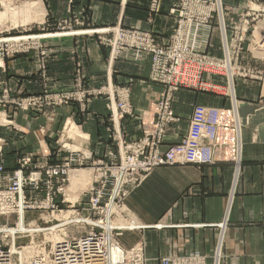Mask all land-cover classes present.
I'll use <instances>...</instances> for the list:
<instances>
[{
	"label": "crops",
	"instance_id": "crops-1",
	"mask_svg": "<svg viewBox=\"0 0 264 264\" xmlns=\"http://www.w3.org/2000/svg\"><path fill=\"white\" fill-rule=\"evenodd\" d=\"M19 1L14 19L19 26L13 28L29 26L34 34L51 33L43 38L51 53L44 75L37 71L33 52L7 58L0 67V91L7 87L13 94H39L44 85L51 90H71L77 80L86 89L126 86L134 111L116 121L113 109L117 99L93 94L83 106L72 103L50 113L6 112L12 121L11 125L0 124V136L6 139V168H17L21 155L39 162H54L59 155L65 160L68 155L58 153L56 136L69 119L82 137L79 142L71 141L89 146L94 161L110 162L117 155L119 138L133 141L143 136V121L151 118L163 87L150 81L149 60L123 56L111 60L110 47L90 31L114 26L139 28L152 32L159 42L167 40L176 26V18L170 13L176 0H162L159 12L151 11L152 0ZM222 1L235 8L227 15L229 23L242 22L236 7L247 0ZM252 3L264 7V0ZM25 6L29 9L26 18L22 12ZM4 23H0V31ZM58 23L66 27L61 35H53ZM213 44L210 51L219 55L217 29ZM240 63L264 75V58L247 53ZM207 78L225 83L217 76ZM233 92L243 142L238 169L233 160L160 166L126 197L128 218L141 227L124 229L121 242L125 246L143 243L147 264H161L160 259L166 256L189 254L205 256L207 264H216L219 239L223 241L222 256L217 264H264V78L240 76ZM200 107L225 110L233 103L227 93L217 90L181 88L174 94L172 108L177 121L167 131L165 147L184 139Z\"/></svg>",
	"mask_w": 264,
	"mask_h": 264
},
{
	"label": "built area",
	"instance_id": "built-area-1",
	"mask_svg": "<svg viewBox=\"0 0 264 264\" xmlns=\"http://www.w3.org/2000/svg\"><path fill=\"white\" fill-rule=\"evenodd\" d=\"M253 1L247 0L244 4H247L248 8L244 5L236 7L242 22L228 24L226 15L235 8L228 7L222 0H176L170 9V13L176 18V26L170 37L161 42L152 32L139 28L114 26L92 30L91 33L97 34L102 44L110 47L111 60L120 56L134 61L149 60V79L163 87L161 96L153 106L151 118L143 121V136L133 142L119 140V158L115 155L107 163L94 161L91 151L83 152L82 155L70 154L65 161L56 164L35 161L32 156L26 155L17 160L16 169L7 170L4 140L0 138V264H16L17 255L32 244L21 242L25 237L19 235L16 240L17 249L11 251L14 237L6 229L11 230L10 227L16 226L10 223L13 216H18L21 211L43 210L48 213H61L66 210L62 204L70 203L64 193L68 187L71 166H93L96 163L105 165V176L100 182L96 179L89 191L92 208L96 210H102L99 190L106 187L111 190L106 207L112 204L121 206L130 192L160 166L233 160L238 164L236 168H239L238 146L242 145L241 128L235 125V101L232 96L230 97L234 104L231 109L198 108L181 143L164 147V142L169 127L177 121L172 102L175 92L181 88L209 90L214 85L207 78L210 76L226 79L227 87H231V82L235 83V79L240 76L262 78L260 71L240 63L242 47L247 39L246 31L251 21L259 24L258 17L260 12L264 11L249 8ZM161 2L162 0H152L151 11L159 12ZM216 29L222 48L220 56L210 51ZM37 35L0 37V67L4 66L9 56L34 51L37 71L44 75L51 51L43 44V38ZM225 85L219 87L224 88ZM74 86L73 90L54 91L47 88L42 96H17L18 98L12 97L4 87L0 91V107L10 105L18 110L47 113L73 100L84 104L89 95L106 94L117 99L120 117L132 113L127 87L108 84L102 88L87 90L81 80ZM113 116L116 118L114 112ZM42 192H45L43 196ZM58 195H63L64 198L58 201ZM78 204L73 212L79 215L81 210L80 203ZM95 227L101 226L95 224L93 228ZM120 231L118 229V232L111 233L95 232L93 229L85 234H67L55 245L41 241L40 246L44 251L36 254L30 264H104L107 258H110V264H147L142 243L130 248L124 247L119 241L122 234ZM223 231L221 226V236ZM222 243L223 241L218 243L216 264L222 256ZM113 247L117 251L114 257L111 252ZM160 263L207 264V257L199 254L172 255L163 257Z\"/></svg>",
	"mask_w": 264,
	"mask_h": 264
},
{
	"label": "rangeland",
	"instance_id": "rangeland-1",
	"mask_svg": "<svg viewBox=\"0 0 264 264\" xmlns=\"http://www.w3.org/2000/svg\"><path fill=\"white\" fill-rule=\"evenodd\" d=\"M20 4H21V1H19V0H3V2L0 1V23L5 22L4 23L5 28L0 31V37L7 38V37L22 36V35L24 36V35L34 34L31 31H29V29H28L29 26L28 27L24 26V27L13 28L14 25L15 26H19V24H17L14 19H15L16 15L18 16V14H16V13L19 10V5ZM244 6L248 8L247 4L244 5ZM231 7H233V6H231ZM250 7L251 8H256L258 10L259 9L264 10L263 6H260V5L258 6V4H256V3H253V4L249 5V8ZM22 12L27 14V15L24 16L25 18L29 15L28 14L29 13V9L26 6H25V9L22 10ZM260 13H261V15H259V17H258L259 24H256V21H251V24L249 25V29L246 31L247 39H246V41L244 43V46L242 47V49H243L242 52L243 53L241 54V56L245 55L247 53H250L251 55L258 56L259 58H264V11H261ZM38 15H40V14H38ZM227 15H226V19H227V23L229 24ZM65 27H66V24L58 23L54 27L53 35H61L63 33ZM90 32H92V31H90ZM50 34L51 33H49V35ZM49 35H47V34H44V35L43 34H38L37 36L40 37V38H44V37H47ZM219 41H220V37H219ZM214 47H215V44H213V48ZM218 51L220 52V54H219V56H220L222 54V48L219 47ZM29 52H33L34 56L36 55L34 51H29ZM23 54H26V53H23ZM18 55H21V54H18ZM14 56H16V55H14ZM14 56H9L7 58L14 57ZM241 56H240V59H241ZM4 65H5V63H4ZM243 66H245V65H243ZM263 76L264 75H262V78H264ZM217 77H219V76H217ZM221 78L222 77H220V80H221ZM77 81H76L75 84H77ZM223 82H225V83H217V82L212 81V83L214 85L211 88H209V90H217L219 92H222L223 94L227 93V95L229 97L232 96V94L234 96L235 92L231 93V91H232V86H233V88H235V83L231 82V85H230L231 87H227L225 85L226 84V79H223ZM235 82H236V79H235ZM222 85H225V86H223L224 88L219 87V86H222ZM45 86L46 85H44V90L41 93H39V94H30V95H38V96L44 95L45 90H47V88ZM104 86H106V85H102L101 87L99 86L98 88H102ZM117 86H119V85H117ZM74 87H73V89H74ZM121 87H126V86H121ZM98 88H95V89H98ZM73 89H71V90H73ZM84 89H86V88H84ZM93 89H90V90H93ZM9 92L12 94V97H15V98L17 96L18 97H20V96H22V97L23 96H30V95L13 94L10 90H9ZM89 96H91V95H89ZM129 97H131V96H129ZM230 99H231V97H230ZM231 102L234 104V101H232V99H231ZM72 103L73 104L77 103L80 106H83V103L81 101L79 102V101H76V100H73V102H71V103H69L67 105H71ZM67 105H62V106H67ZM62 106H58L54 110H56V109H58V108H60ZM172 106H173V102H172ZM215 108H217V107H215ZM113 110H114V114H116L115 120L117 121L121 117H120V113H119V110H118V107H117L116 103H115V106H114ZM2 111L4 113H2ZM17 111L18 112L19 111L28 112L30 114L31 113H34V114H45L44 111L43 112H36V111H31V110H21V109L18 110L16 108H14V106H10L9 105V106H6V107H0V124H2V125H11L12 124L11 118H9L7 114L9 112H10V114H14V112H17ZM133 111H134V109H132V113H133ZM6 112H8V113H6ZM47 113H50V112H47ZM235 125L237 126V128H239V127L241 128V123H240L239 117H237V113L235 114ZM72 128H77V127H76V124L71 119H69L64 124V128H61L60 131L58 132V135L56 136V142H57V146H58V149H59L58 153L59 154L62 153L64 156L68 155V157H69L70 154H73V153L74 154L79 153V154L82 155L83 152H85V153L90 152V150L88 149L89 146H86V144L84 142L79 144V145H77L78 143L72 142L73 140L72 141H62L63 143L61 142V138L63 136H65L66 130L67 129L70 130ZM240 136H241V134H240ZM0 138H2L4 140V152H5L6 139L1 137V136H0ZM140 138H138V139H140ZM138 139H135L133 141H136ZM119 140L121 142L124 141V139H122V138H119ZM133 141H128V142H133ZM181 142H176V143L178 144V143H181ZM235 143H236V141H235ZM74 144L77 145L78 147L77 148L73 147ZM241 144H242L241 147H240V145L238 146V150L240 148L239 153H242V147H243L242 137H241ZM65 145H67V146H65ZM116 147H117V149H116L117 153L116 154H117V157L119 158V151H120L119 143H116ZM231 150L232 149H230V151ZM47 153L49 154V151ZM24 156H26V155H21L19 158L24 157ZM59 158L60 159H55L54 162H50V163L56 164V163L63 162V161H65L67 159L66 158L65 160L62 161L61 160V155H59ZM92 159H93V154H92ZM96 161L98 162V160H96ZM238 161H240V160L238 159ZM87 162L89 163V160H87ZM93 166H91V165H82V166H78V167L71 166V171L70 172H73L72 170H83V171L88 172V177L86 179L85 184L83 183L84 187L82 188V190H80L81 188H79V190L77 191V192H79V194H78L76 200L75 201H71V200H69L70 192L73 191V189H74V191H76L78 189V187H77L78 185L74 186L73 181H71L72 177H71V173H70V179H69V182L67 184L68 187L66 189L67 192L65 190L64 197L71 204L70 203H63L62 204L65 207V209H66V210H64V212H61V213L56 212L54 214H49L48 212L43 211V210H30V211L27 212V214H26V222H27V224H29V227H31V228L29 230H26V232L27 231H30V232L21 233V235H24V237H25L24 239H21V242H24V243L26 242V244H31V243L32 244L29 245L28 247H25V249L27 251V253H26L27 257H25V258L27 259V261H26V259L24 260V259L20 258L19 254H18L17 255L16 264H30V262L32 261V258L36 254H39V253L44 251L42 249V246H40V242L41 241H46V242H49V243L55 245L56 243H58V241H60L63 238L62 236H66L67 234H82V233L85 234V232L89 233L93 229L95 230V232L108 231L110 233L111 232H118V229H120L121 230L120 232H122V234H123L124 229H130L131 230V229H136V228H140L141 227V225L139 223H137L135 221V219H131V218L129 219L128 218V213H127L126 207H125V200L126 199L123 201V204L121 206H117V205L112 204V205H108L106 207V204L109 203V198H110V194H111V190H110L109 187H106L105 189L99 190L100 193H101V197H102L101 204H100L101 207H102V210L101 209L96 210V209L92 208V203L90 202L91 194H90L89 191L91 190L93 182L96 179H98L99 182H100V180H102V178L105 176L104 175V171H105L104 167H105V165H103L101 163H96ZM94 185H97V184H94ZM98 185H100V183H98ZM98 188H101V186H98ZM68 193H69V195H68ZM44 194H45V192H42V196ZM64 197H63V195H58L57 200L61 201V199H63ZM72 203L74 204V206H71V205H73ZM78 203H80V207L79 208L81 210V214H79V215L76 212H73L74 207L79 206ZM65 213H69V215H70V219L67 220V221L65 219L59 218L61 215L65 214ZM20 219H21V214L20 213L18 214V216L16 215V216L12 217V219L10 220V223L13 226L16 225L14 228H18L19 227ZM99 219H100V221H95V220H99ZM49 223L56 224L59 227H57L56 229H52L51 226L43 228L44 225H48ZM132 223H137L138 225H133ZM95 224H99L101 227L93 228V226ZM77 225H80V226H77ZM66 226H67V228H66ZM44 230H46V231H44ZM122 234L119 236V241L126 248H130L132 246H135V245L141 243V242H136V243L132 244L131 246H125L121 242ZM19 235L20 234H18L17 236H19ZM16 240H17V238L14 235V245L12 246L11 251L12 250L13 251L16 250V248H15L17 246ZM107 240L110 243L109 238H107ZM142 245L144 246V249H145V245L143 243H142ZM28 250H32L34 252L33 253H29ZM113 250H116V248L113 247L112 251H111L112 254H113V257H114L117 253L115 254L113 252ZM145 256H146V249H145ZM146 259H147V257H146ZM107 260L110 261V258H107L105 261H107Z\"/></svg>",
	"mask_w": 264,
	"mask_h": 264
},
{
	"label": "bare ground",
	"instance_id": "bare-ground-1",
	"mask_svg": "<svg viewBox=\"0 0 264 264\" xmlns=\"http://www.w3.org/2000/svg\"><path fill=\"white\" fill-rule=\"evenodd\" d=\"M41 18V16H39V15H37V19H40ZM254 45V44H253ZM238 132V131H237ZM73 139H75V140H77L78 142H79V140H81L82 139V137L78 134V132H77V130L75 129V128H72V129H70V130H66V134H65V137H64V141H71V140H73ZM50 163V162H49ZM6 167V166H5ZM7 169V168H6ZM8 170V169H7ZM14 170V169H13ZM71 171V167L69 168V179H70V173H71V177H72V179H71V181H73V183H74V186H77L78 187V189L76 190V191H74V189H73V191H71L70 192V195H69V193H68V195H69V200H71V201H75L76 200V198H77V196H78V194H79V192H77L78 190H79V188H81L80 190H82V188L84 187V184H85V182H86V179H87V177H88V172H86V171H83V170H72L73 172H70ZM91 180V179H90ZM84 183V184H83ZM66 192H67V190H66ZM64 212V211H63ZM54 213H56V212H54ZM54 213H49V214H54ZM20 214H21V219H20V222H19V227L18 228H14V227H10V229L11 230H7L6 229V231L7 232H9V233H12V235H13V237H14V235L16 236V238H17V235H18V233L21 235V233H23V232H25V233H28V232H30V231H27L26 232V230H29L31 227H29V224H27V222H26V214H27V212L26 211H21L20 212ZM59 218H61V219H65L66 221L67 220H69L70 219V215H69V213H65V214H63V215H61ZM31 222V221H30ZM133 225H138L137 223H132ZM48 226H51V228L52 229H56L57 227H59V226H57L56 224H53V223H49L48 225H44L43 226V228H45V227H48ZM54 227V228H53ZM44 231H46V230H44ZM58 237V236H57ZM61 239V238H60ZM59 240V239H58ZM16 249H17V246L15 247ZM13 251V250H12ZM19 252V251H18ZM28 252L29 253H33L34 251H32V250H28ZM113 252L116 254L117 253V251L116 250H113ZM26 253H27V251L25 250V251H23V252H21V253H19V257L20 258H22V259H26L25 257H27V255H26ZM30 256V255H29ZM28 256V257H29ZM34 258V257H33ZM32 258V259H33ZM26 261H27V259H26ZM31 263V262H30ZM104 264H110V261H105L104 262Z\"/></svg>",
	"mask_w": 264,
	"mask_h": 264
}]
</instances>
